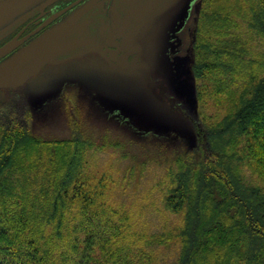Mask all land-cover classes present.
<instances>
[{
    "label": "trees",
    "instance_id": "trees-1",
    "mask_svg": "<svg viewBox=\"0 0 264 264\" xmlns=\"http://www.w3.org/2000/svg\"><path fill=\"white\" fill-rule=\"evenodd\" d=\"M229 1L221 8L202 0L186 17L191 51L184 63L198 80L240 89L238 103L212 124L177 100L183 123L153 137L172 154L162 177L164 206L183 215L176 230L156 234L161 246L179 241L174 264H264V55L241 64L226 45L239 38L241 23L264 36V0ZM22 94L0 100V264H91L100 218L77 169L94 143L78 126L69 137L37 136ZM39 166L42 184L29 182Z\"/></svg>",
    "mask_w": 264,
    "mask_h": 264
},
{
    "label": "rangeland",
    "instance_id": "rangeland-1",
    "mask_svg": "<svg viewBox=\"0 0 264 264\" xmlns=\"http://www.w3.org/2000/svg\"><path fill=\"white\" fill-rule=\"evenodd\" d=\"M201 2L173 0L155 17L143 15L123 39L124 49L133 47V59L121 60L118 54L117 60H109L108 53L99 48L76 59L48 63L32 75L26 73L33 62L26 54L33 48L18 52L20 48L13 57L0 60V100L10 92H22L31 107L37 136L69 137L78 126L94 143L84 148L85 161L77 169L80 179L88 183L92 209L100 218L91 264H118L107 260L112 253L123 256V264L176 261L178 240L164 246L156 243V234L176 230L183 215L164 206L162 177L169 165L166 156L172 154L157 149L153 137L161 129L183 123H178L176 114L182 115L176 110L177 100L190 102L189 111L213 124L238 103L241 93L237 87L198 80L184 63L191 51L192 25L186 17L199 12ZM229 2L215 0V6L225 8ZM236 32L239 38L226 44L235 59L246 65L261 61L264 36L249 30L246 23ZM13 72L18 73L6 77ZM35 171L38 177L27 180L38 184L43 167ZM74 213L80 222L84 220L82 213Z\"/></svg>",
    "mask_w": 264,
    "mask_h": 264
},
{
    "label": "flooded vegetation",
    "instance_id": "flooded-vegetation-1",
    "mask_svg": "<svg viewBox=\"0 0 264 264\" xmlns=\"http://www.w3.org/2000/svg\"><path fill=\"white\" fill-rule=\"evenodd\" d=\"M154 10L156 4L144 0H0V49L12 45L0 60L13 57L20 48L18 52L33 48L26 54L32 61L41 51L46 61L39 71L48 63L76 59L99 48L109 60H117L118 54L121 60L133 59V47L123 48L125 34ZM29 69L27 73L35 70Z\"/></svg>",
    "mask_w": 264,
    "mask_h": 264
},
{
    "label": "water",
    "instance_id": "water-1",
    "mask_svg": "<svg viewBox=\"0 0 264 264\" xmlns=\"http://www.w3.org/2000/svg\"><path fill=\"white\" fill-rule=\"evenodd\" d=\"M144 1L147 2V3H151V4H156V12H155V10L152 11L151 14H149V16H150V15H155V14L161 12L170 3H172L173 0H144ZM11 48H12V45H8V46H5L4 48H1L0 49V57H2ZM41 55L43 56V54H41ZM42 56H38L34 60L33 65H31V67H33L34 69L38 68L46 60V58H43Z\"/></svg>",
    "mask_w": 264,
    "mask_h": 264
}]
</instances>
